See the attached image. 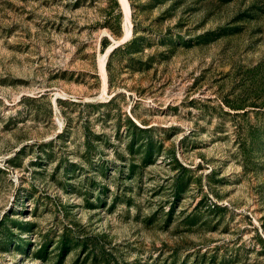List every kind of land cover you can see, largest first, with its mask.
Instances as JSON below:
<instances>
[{"label": "rangeland", "instance_id": "374dc122", "mask_svg": "<svg viewBox=\"0 0 264 264\" xmlns=\"http://www.w3.org/2000/svg\"><path fill=\"white\" fill-rule=\"evenodd\" d=\"M128 3L0 0V264H264V0Z\"/></svg>", "mask_w": 264, "mask_h": 264}, {"label": "bare ground", "instance_id": "6f19581e", "mask_svg": "<svg viewBox=\"0 0 264 264\" xmlns=\"http://www.w3.org/2000/svg\"><path fill=\"white\" fill-rule=\"evenodd\" d=\"M118 2L120 4V7L123 12V16H124L123 34L119 39L111 38L113 40V43L106 49V51L103 54H101L99 58V71H100V75H101L104 87H106L107 85V79H106L107 77H106V71H105V62H106L107 55L109 54L111 49H113V47L118 45L128 36H131V25L132 24L130 22V7H129L128 0H118Z\"/></svg>", "mask_w": 264, "mask_h": 264}, {"label": "trees", "instance_id": "16d2710c", "mask_svg": "<svg viewBox=\"0 0 264 264\" xmlns=\"http://www.w3.org/2000/svg\"><path fill=\"white\" fill-rule=\"evenodd\" d=\"M71 239V238H70ZM75 240H73L72 242H74L75 244H79V242H78V237L77 238H74ZM68 240H69V238L67 239V241H64V242H62L61 243V255H63L65 252H67V249L68 248H66L67 246H66V244L68 243ZM72 240V239H71Z\"/></svg>", "mask_w": 264, "mask_h": 264}]
</instances>
